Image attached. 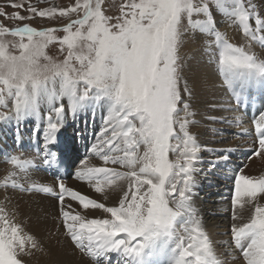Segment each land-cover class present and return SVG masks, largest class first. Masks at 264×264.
I'll use <instances>...</instances> for the list:
<instances>
[{
	"label": "rangeland",
	"instance_id": "374dc122",
	"mask_svg": "<svg viewBox=\"0 0 264 264\" xmlns=\"http://www.w3.org/2000/svg\"><path fill=\"white\" fill-rule=\"evenodd\" d=\"M211 1L0 0V116L4 117L9 114V107L24 108L28 87L37 88L39 91L46 89L51 93V84L62 79L70 90H74V95L73 93L69 95V104L73 97L79 98L80 96L97 106H105L102 113L106 116L109 113H116V111H108L109 109L119 107L130 111L134 117L145 120L146 123L140 125L141 132L145 133L148 129L151 143L154 141L149 150L152 155L148 168L155 175H159L160 185H164L165 189L153 184L137 188L130 182V174L125 171L128 191L123 195L124 199L121 204H124V212L130 214V220L132 219V223L129 222L127 228L131 226L129 232L135 231L138 233V237L148 239V245L157 244L160 237L172 241L175 250L185 249L183 257L190 262L193 256L195 258L199 256L196 252H191L193 247L196 248L198 245L195 236L196 230L189 227L190 217L188 214L185 215L187 224H181L177 228L178 219L183 212L175 204L180 190L179 183L189 173L195 174V176L204 175L205 180L211 184L208 191L205 188L199 194L203 200L199 208L206 211L205 208L208 209L206 205L216 207L229 199L227 205L230 209L232 207L230 212L232 222L236 220L239 213V209H236L239 195L243 192L252 195H247L248 204L256 205L254 212H257V218L255 219L256 223L252 225L260 231V234L264 233V203L258 209L260 203L264 201V139L256 136L254 138L243 136L241 134L243 132H241V135H238L241 136L238 137L241 141H238L237 138H234L237 137L236 130L238 129L234 130L238 125L233 126L234 117L232 121H227L231 118L226 117L222 122L211 119L222 127L206 130L209 140L204 149H207L210 143L215 147L211 148L213 155L206 156L208 162H203V171L197 169L198 161L195 160L205 156L195 153V159L190 162L192 155L184 144L186 131L187 129L191 130L189 124L192 123L196 127L202 126V129L209 128H205L204 124L201 125L204 119L210 116V111L198 108L200 100L197 93L191 94L188 103L182 105L183 95L180 81L183 78L186 57L191 55L187 47L186 34L191 28L192 16L194 13L195 16H204L202 8L204 5H210ZM234 12L240 18L247 16V13L239 6H235ZM208 48V42L204 44L203 48H198L201 49V51L199 50V60L202 59L201 52L205 49V54ZM206 67L208 68V66ZM228 71L230 68L226 73ZM221 72L225 73L224 67L214 68V75L208 78L205 83L206 87H209L211 83L221 82L219 81L222 78ZM241 78L239 77L235 81ZM261 79L264 83V75L261 76ZM229 81H224L227 88L226 93L233 95L235 90L231 88L235 81L230 79ZM200 87L202 88L203 85ZM24 96H26L25 99ZM72 113L74 115V112ZM93 120L94 118L91 117L88 121L91 127ZM44 122L31 119L23 125L20 124L18 130L20 132L25 125L27 129L33 130V128L39 127L43 130V127L47 126ZM115 123L114 118L109 122L112 139L118 132ZM79 125L80 129L75 130L74 140L84 130L85 125ZM210 127L212 126L210 125ZM219 129L225 133L226 137L223 141L218 139L220 138ZM104 130L103 126L91 128L86 135V140L83 141V147L81 144H79L80 147L74 146L75 149L78 148V159L70 164L74 172L73 169L82 160L84 161L87 157L90 159L95 155L98 157L102 153L101 158L95 156L98 160L96 163L105 166V169L98 168L101 173L98 184L108 182L109 178L112 181V172L109 167L116 147L115 143L111 144L109 139L103 141L102 132ZM211 130L216 134L214 138L209 133ZM72 136L74 137V133ZM67 137L64 136V138ZM195 138L200 139L201 135L195 133ZM33 140H36V143L39 141L37 137ZM225 142L228 144L232 142L235 146L232 147L233 151L230 149L228 152L226 150L228 148L224 149L225 152L222 155H225V159L223 160L219 147ZM121 143L125 144L124 138L118 144ZM73 144L74 142L72 146ZM37 147L39 148V145ZM88 147L92 148L90 152ZM123 147L121 146L119 154L125 153ZM243 148L250 152L242 164L241 158L245 157ZM235 151H239L236 153L239 155L235 158L232 157L233 162L227 164V169H223L222 167L226 166L229 156ZM153 153L155 154L153 155ZM7 155V151L2 152V157ZM221 163L222 167L219 166ZM189 166L190 169L186 171ZM84 170L87 177L89 176L88 180L94 181L90 176L93 174L91 172L93 169H90L89 166ZM226 172L228 173L225 174ZM7 173L6 169H0V204L3 208V212L0 210V258L5 256L7 261L3 262L6 264H43V261L39 262V257L35 255V252L38 251L37 248L17 254L13 251L14 245L11 244H14L13 237L15 235H12L13 232L16 233L15 231L21 227L20 210L39 205V196L42 195L31 192L34 185L20 186L21 184H19L15 185L17 188L12 186L11 191L16 195L11 198L9 193H4L5 188L11 185L4 182ZM126 174H122L123 177ZM75 175H78L76 178H80L78 172ZM30 177L35 178L32 175ZM165 182L167 183L165 184ZM97 183L82 181L81 184L90 185L80 188V194H74L78 196V199L72 197L74 200H71V196L67 197V199L71 198L68 200L74 203L73 206L66 203L67 199L63 203L53 204L57 208L56 214L61 220H79L83 223L86 219L85 209L89 208L85 207V203H93L94 195L98 196L99 193H104L102 185ZM194 185L193 182L189 187L188 197L196 195V186ZM68 187L69 194L71 191L75 192V188L70 187V183ZM113 189L111 187L105 191L109 197L113 194ZM52 190L55 191V189ZM61 199L63 200L64 197L59 200ZM95 202L100 203L98 200ZM44 203L52 205L47 200ZM9 207L18 214L12 212ZM210 216L217 217L213 213ZM218 217L219 219L225 218L223 214ZM252 217L254 215L251 213L250 218L252 219ZM193 220L195 221L196 218ZM64 226L66 228L67 225L64 224ZM105 226L106 230H109V225ZM231 227L228 224L227 229L230 231L227 234L229 235H231ZM98 230L94 228L91 231L92 234L87 233L86 235L82 229L74 231L71 244L82 251L93 263L119 264L120 259L126 260V257H122V252L116 250L114 246V240L120 234L119 227L117 231H109L115 233L112 238H110V233H108L109 238L101 237ZM221 230L222 233L219 236L225 232L223 229ZM96 232L98 235H95ZM25 233H22L21 236ZM92 235L98 237L90 239L89 236ZM135 239L138 240L136 241L137 245L142 243L139 239ZM23 240L31 242L30 237L23 236ZM60 240L63 239L60 238ZM228 245L229 243H226V246ZM220 247L222 250H226L224 244ZM31 254L34 258L31 257ZM131 264H134V261Z\"/></svg>",
	"mask_w": 264,
	"mask_h": 264
},
{
	"label": "bare ground",
	"instance_id": "6f19581e",
	"mask_svg": "<svg viewBox=\"0 0 264 264\" xmlns=\"http://www.w3.org/2000/svg\"><path fill=\"white\" fill-rule=\"evenodd\" d=\"M235 6L241 7L247 13V16L240 18L236 15L234 12ZM202 9L204 10V16H195L194 13L191 28L186 34L187 47L191 55L186 57V62L184 61L183 78L180 81L183 95L182 105L183 103H188L191 94L197 93L200 100L198 108L203 111H210V116L201 123V125L204 124L205 128H209L202 129V126L196 127L192 123L189 124L191 130L187 129L184 141L185 146L192 155L190 156V162L195 159V153L205 156L195 160L198 161L197 169L199 171L204 170L203 162L206 163L208 160L207 155H213L211 148L215 147L210 143L207 149H204L209 140L208 131L206 130L222 127L212 120L222 122L226 117H230L231 119L229 118L230 120L227 121H232L234 117L233 126L235 124L241 126L237 125L234 129L238 128L236 130L237 137H234L238 141H241L238 138L241 137L238 136L241 134L253 138L255 137L254 132H258L259 136L264 134V83L261 79V76L264 75V0H212L210 5H204ZM206 42H208L209 48L205 54V49L201 52L202 59L199 60V50L201 51V49L198 48H203ZM216 67H224L225 69V73L221 72L222 78L219 80L221 82L211 83L209 87H206L205 83H207L210 76L214 75L213 70ZM228 68H230V71L226 73ZM230 72L232 74H229ZM239 77H242V80L235 81ZM229 79L235 81L233 83L234 86L231 88L235 92L233 95L230 93L233 98L226 93L227 88L224 81H229ZM200 85H203V87L199 88ZM73 92L74 90H70L62 79L51 84V93L46 89L39 91L37 88L28 87V95L27 97L24 96V99L26 97L24 108L9 107V114L4 117L0 116V150L8 152L6 157H2V152L0 151V169L8 171L4 182L11 184L8 186L10 189L8 187L5 188L4 193L7 192L11 198H14L13 196L16 194L11 191L12 186L17 188L15 185L21 184L20 186H25V184H31L32 186L34 185L31 192L37 190L60 195L58 190L62 188V191L65 190L67 197L71 196V198L78 199V196L74 194H80V188L90 185L81 184V182L97 183L100 177L99 174H101L98 168L105 169V166L96 163L98 162L96 155V157L94 156L90 159L88 157L84 159L82 156L84 161L82 160L73 169L74 172L70 166L71 163L76 162L78 159V148L75 149L74 146L80 147L79 144L82 146L83 141L87 138V133L91 128L94 129L98 126L105 127L102 132L103 141H108L109 139L111 144L114 142L116 145L111 166L109 167L112 172V181L109 178L108 182L97 183L102 185L101 188L104 189V193H99L98 196L94 195L93 203H85V207L89 208L85 209L86 219L83 223L79 220L64 221L56 214L57 208L53 204L63 203L67 197L63 200H56L46 199L43 195L39 196L40 206L37 205L23 211L20 210L21 227L15 231L17 234L14 232L12 234L15 235L13 237L14 241L12 240L14 244L11 243L14 245V252L23 254L24 251L29 252L31 248H37L38 251L35 252V255L39 257V262L40 260L43 261V264H98L91 262L82 251H79L78 248L71 244L72 233L82 229L85 231V235L87 233L92 234L91 231L97 228L102 235L101 237L109 238L108 233H110V238H112L115 233L109 231H117L119 227L118 232L120 234L114 240V246L116 250L122 252V257H126V260L124 258L120 259L119 264H124V261L126 262L125 264H131L133 261L134 264H264V233L260 234V231L252 225L256 223L257 212H254L256 205L254 203L249 205L247 202V195H252L244 192V194L239 195V202L236 205L239 213L234 222L230 220L232 207L230 209L227 205L229 199L223 201L225 202L224 204H218L216 207L206 205L208 209L205 208L206 211H202L199 206L203 200L199 194L205 188L208 191V188L211 187V184L205 180L204 175L195 176V174L191 175L189 173L179 183L180 190L175 199V204L183 212L178 219L177 228L181 224H187L185 215L188 214L190 217L189 227L195 228V236L198 242L196 248L192 246L191 252H196L200 257L197 255L198 258H195L190 253L193 256L190 262L183 257L185 249L182 251L175 250L176 248L174 249L175 245L173 246L174 243L172 241L160 237L157 244L148 245V239L138 237V233L135 231L129 232L131 226L127 227L132 223V219L130 220L131 215L124 212V204H121L124 199L123 195L128 191L126 188L127 174H130V182L136 185L137 188L153 184L165 189L164 185H160L159 175H155L148 168L152 155L149 150L154 141L151 143L148 129L145 131L146 135L143 131L141 132L140 125H144L146 123L145 120L134 117L130 111L119 107L109 109L108 111H116V113H109L106 116L102 113L105 106H97L85 98H80V96L79 98L73 97L69 104V95ZM234 108L235 111H233ZM72 112H74V115ZM39 116L43 119L37 118ZM91 117L94 118L93 123H91L92 127L88 124ZM113 118L116 121L118 132L112 139L109 122ZM31 119L45 121L44 123L47 126L43 127V130L39 127L31 130V128L27 129L25 125L19 132L18 126L25 124ZM82 119L83 122H81ZM247 122L249 124H246ZM79 124H84L85 127L82 130V134L74 140L75 130L80 129ZM219 130L220 138L218 139L223 141L226 137L225 133L221 129ZM246 131L248 132L246 133ZM36 133L38 134L36 135ZM73 133L74 137L72 136ZM195 133L200 134L201 138H195ZM209 133L213 135V138L216 135L213 130ZM64 136L68 137L64 138ZM36 137L39 140L37 143L36 140H33ZM122 138H124L125 144L121 143L119 145L118 143ZM253 140L257 141L256 139ZM232 142L231 144L225 142L220 145L219 150L221 152H219L223 156V160L225 159V155H222L225 152L224 149L228 148L226 150L229 152L235 146ZM37 145H39V148ZM89 146L92 145L89 144ZM121 146H124L123 149L125 148L124 154H119ZM88 149L89 152L92 150L89 147ZM79 151L81 152V148ZM243 152L245 157L241 158L240 162L242 164L247 159L250 151L243 148ZM236 153H239V151H235L229 156L226 166L222 167V163L219 166L227 169V164L233 162L232 157L235 158L239 155ZM102 156L103 154L101 153L97 158ZM60 158H66L67 160L70 158L68 166L70 173L67 174V178L70 177L68 181L67 178H59L56 174L43 173L33 169L34 166L46 167L45 164L49 165L52 161L58 163ZM89 166L90 169H93L91 171L93 174L90 176L94 181L88 180L89 176L87 177L84 170V168H89ZM188 169H190V166L186 168V171ZM76 172H78L80 178H76L78 176L75 175ZM122 174H126V176L123 177ZM31 175L35 177L33 178L34 180L30 177ZM193 182L194 186H196V195L188 197L189 187L192 186ZM69 183L70 187L75 188V192L71 191L70 194L68 193ZM111 187L114 189L113 194L109 197L105 191ZM52 189H55V191ZM73 198L71 200H74ZM68 199L66 203L73 206L74 203ZM45 200L52 205L44 203ZM96 200L100 201V203H96ZM263 203L264 201L260 203L258 209ZM221 206L222 208H220ZM13 208L15 209V207ZM9 209L11 210L10 207ZM0 210L3 212L1 204ZM15 213L18 214V212ZM211 213L217 217H211ZM251 213L254 215L252 217L253 220L250 218ZM221 214L225 218L219 219L218 216ZM193 218H196V220L194 221ZM12 220L14 221V218ZM64 224L67 225L66 228ZM106 224L109 225V230H106ZM228 224L232 226L231 235L227 234L230 231L227 229ZM10 225L12 226V223ZM221 229L225 232L219 236L222 233ZM24 232L26 233L23 236L30 237L31 242L23 240L21 234ZM95 235H98V233L96 232ZM97 237L89 236L90 239ZM60 238L64 241L67 240V243L60 240ZM135 238L142 241V243L137 245L136 241L138 240ZM226 243H229V245L226 246ZM222 244H224L226 250L221 249L220 246ZM3 261H7L5 256L0 258V263L6 264Z\"/></svg>",
	"mask_w": 264,
	"mask_h": 264
}]
</instances>
